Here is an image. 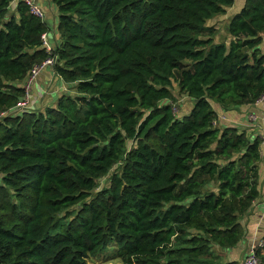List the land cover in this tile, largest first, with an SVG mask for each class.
<instances>
[{
	"label": "trees",
	"instance_id": "1",
	"mask_svg": "<svg viewBox=\"0 0 264 264\" xmlns=\"http://www.w3.org/2000/svg\"><path fill=\"white\" fill-rule=\"evenodd\" d=\"M0 0V264H241L262 136L215 123L264 94V0H50L61 78L44 108L8 113L48 56L45 20ZM65 84V88H64ZM187 95L177 115L173 87ZM214 102V103H213ZM108 174V181L98 180ZM264 264L263 244L256 248Z\"/></svg>",
	"mask_w": 264,
	"mask_h": 264
},
{
	"label": "crops",
	"instance_id": "2",
	"mask_svg": "<svg viewBox=\"0 0 264 264\" xmlns=\"http://www.w3.org/2000/svg\"><path fill=\"white\" fill-rule=\"evenodd\" d=\"M14 1V0H13ZM39 3L43 6L45 9L46 15H45V21L48 25V29L52 31V35L50 34V39H53V43H58L60 40L59 33L57 29V17H58V10L56 6L51 2L50 0H38ZM245 0H234L232 5L227 6L225 9V13L222 14H217L210 18L211 20L208 24H213L216 27L215 21L218 19H225L224 24L226 25L228 23L229 17L237 12L244 4ZM15 2V1H14ZM15 7V3L12 4V9ZM48 20H51V23H48ZM215 23V24H214ZM48 31V32H49ZM226 33V34H225ZM224 34L225 36H228L229 34L227 33L226 29H224ZM262 39L260 43L257 45L259 48V51L261 54H264V31L261 33ZM226 39V38H225ZM26 79V78H24ZM23 79V81H24ZM21 81L20 83H23ZM57 83H56V82ZM19 83V84H20ZM58 83H61V78L53 71L51 70V67L46 68L44 71L41 72V75L38 76V78L34 81L31 87V98H32V103H34L37 107L41 106L45 102L50 103L51 102V97H52V92H51V87L54 85V87L57 86ZM43 90L48 91V98H43L42 99V93ZM213 108L217 112V119L216 122H218V125H232V126H237L241 125L242 127L239 128H246L248 134H259L262 135L261 127L260 124L255 120L251 121L248 117V113L250 111H261L264 112V100L260 102L259 104L254 102V103H249V104H244L241 106L233 107L231 109H223L219 106V104H212ZM251 130H254L252 132ZM264 146V141L261 144ZM262 149V148H260ZM262 158L264 157L261 152ZM259 197L255 200L253 203V206L251 210L246 212L244 215L240 217V221L243 223L245 230L247 228V231H245V235L243 239L239 241V243L232 247L228 248L229 253L233 256H236V253H241L243 256L248 248L249 243L251 242V237H250V232L251 235H254L255 238H259L260 236H264V159L259 163ZM257 236V237H256ZM254 238V239H255ZM245 239V242H243ZM247 241V242H246ZM237 257V256H236ZM231 259H237L235 257Z\"/></svg>",
	"mask_w": 264,
	"mask_h": 264
},
{
	"label": "built area",
	"instance_id": "3",
	"mask_svg": "<svg viewBox=\"0 0 264 264\" xmlns=\"http://www.w3.org/2000/svg\"><path fill=\"white\" fill-rule=\"evenodd\" d=\"M23 1L28 5L29 10L33 15L41 19L45 18V15H46L45 9L39 3L38 0H23ZM41 38H42V45L47 51L48 56L45 59H43L41 62L34 64L30 68L28 72V81L24 88V95L22 99L19 100V102H17L15 106L9 109L8 113L28 109L31 106L32 104V98H31L32 84L38 78L39 73L44 71L46 68L52 67L54 62L56 61V56L52 54V51L55 49L56 44L51 42L50 39H48L47 31H44L41 34ZM263 100H264V94L260 98H258L255 102L259 104ZM248 117L249 119H251V121L256 120L260 124L261 131H262L261 136L264 141V112L250 111L248 113ZM215 123H216V120H215ZM259 238H255L251 240L245 254L241 258V261H240L241 264H259V258L256 253V248L263 244L262 239H259Z\"/></svg>",
	"mask_w": 264,
	"mask_h": 264
},
{
	"label": "rangeland",
	"instance_id": "4",
	"mask_svg": "<svg viewBox=\"0 0 264 264\" xmlns=\"http://www.w3.org/2000/svg\"><path fill=\"white\" fill-rule=\"evenodd\" d=\"M13 3L14 2L12 1V4ZM12 4H11V6H12ZM43 20H45V19H43ZM211 20H207V23H209ZM224 22H225V19L224 20L223 19H218L217 21H215V23L217 24L216 27L212 24V26L215 29L214 37H215L216 41L225 39L227 37V36H225L226 33L224 34V29H226ZM48 23H51V20H48ZM49 29H50V31L48 30L49 32L46 30L47 33H48V39H50V37H49L50 34L52 35L51 27ZM57 30L58 29H56V31ZM50 41L54 42L52 38L50 39ZM51 70L53 71V73L56 74V72L54 71L53 66L51 67ZM39 75H41V73H39ZM25 78L26 79H24L23 83H20L24 88H25L26 83L28 81V74H27V76ZM59 85H60V83L57 84V86H59ZM64 88H65V84H64ZM47 92L48 91L43 90L42 99L44 97L48 98V93ZM51 92H52L51 102H54V100L56 99V94H57L54 85H52V87H51ZM173 93H174V96H175V101L174 102L170 101V103L173 106L174 113L177 114V115H180L182 113L187 112L189 110L190 106H191V101H190L189 97L187 95H185L184 93H180L179 90H178V87L175 86V84H174V87H173ZM45 104H47V102H45L41 106L37 107L34 103H32L31 107L35 106L34 107L35 109H41L42 110L44 108V106H46ZM31 107L29 109H31ZM215 119H217V116H216ZM218 122H216V124H219ZM239 127H242V126L239 125ZM251 131L254 132V130H251ZM261 148H262L261 152H262V154H264V146L261 145ZM263 159H264V157H263ZM108 176H109L108 174H105L102 178H100L98 180L99 186L104 185L108 181ZM246 231H247V228H246ZM250 237H251L252 240L255 238L254 235H251V232H250ZM259 239H262V242H263V236H260ZM243 242H245V239H244ZM213 252H214V254L215 253L217 254V257H218L219 261H226V260L231 259L233 257L237 258L236 260L241 261V258H242L241 253H236V256H237L236 257V256L231 255L229 253L228 249H222V248L214 247L213 248ZM88 263L89 264H126L125 262H123L120 259V257L116 256L115 253L110 251V250L102 252V253L94 254L92 256L90 255V257H88Z\"/></svg>",
	"mask_w": 264,
	"mask_h": 264
}]
</instances>
